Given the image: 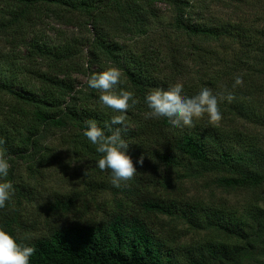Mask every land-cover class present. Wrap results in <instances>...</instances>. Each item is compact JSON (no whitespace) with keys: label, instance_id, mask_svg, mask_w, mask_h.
Here are the masks:
<instances>
[{"label":"trees","instance_id":"16d2710c","mask_svg":"<svg viewBox=\"0 0 264 264\" xmlns=\"http://www.w3.org/2000/svg\"><path fill=\"white\" fill-rule=\"evenodd\" d=\"M191 1L0 0V152L11 165L5 179L16 206L32 190L18 181V164L34 177L35 164L59 163L48 140L64 138L80 163L73 169L76 191L50 203L55 220L43 234H23L11 202L0 210V227L35 247L31 264H264V28L208 22L199 17L202 6L188 11ZM154 3L173 10L176 40L140 42L157 16ZM45 19L82 29L92 23L87 63L95 70L79 56L74 62L73 41L51 45L37 35ZM130 35L132 45L119 42ZM111 66L122 73L114 90L132 91L138 101L112 127L122 129L134 161L144 156L119 188L111 170L96 166L100 154L83 133L88 121L103 127L121 113L102 105L88 82L85 91L75 83V74L89 81ZM235 75L244 84L231 103L219 105L215 124L204 117L173 128L148 115L144 97L153 89L178 83L191 96L202 86L231 88ZM95 211L98 217L90 216Z\"/></svg>","mask_w":264,"mask_h":264},{"label":"clouds","instance_id":"9594fccd","mask_svg":"<svg viewBox=\"0 0 264 264\" xmlns=\"http://www.w3.org/2000/svg\"><path fill=\"white\" fill-rule=\"evenodd\" d=\"M121 77V70L116 66L91 75L88 87L99 90L100 103L121 114L112 116L110 124L105 122L103 127L95 120H90L83 133L100 154L96 166L102 171L111 170V183L116 188L121 186L122 181L131 179L137 172V167L144 163L143 155L133 160L129 142L122 137V129L112 127L122 125L125 119L123 112L138 103L134 92L123 87H120L119 91L114 90L123 84ZM243 84V78L235 75L231 88L223 87L219 91H213L207 86H202L197 94L189 96L177 83L170 85L166 90L157 88L146 93L144 104L151 118L165 119L173 128H191L194 121L204 117H207L210 124H215L222 118L219 105L225 101L231 103L235 99V89ZM10 167L9 160L0 152V207H4L14 195L12 182L5 179L9 176ZM35 252V247L21 245L18 237L0 227V264H31Z\"/></svg>","mask_w":264,"mask_h":264},{"label":"rangeland","instance_id":"374dc122","mask_svg":"<svg viewBox=\"0 0 264 264\" xmlns=\"http://www.w3.org/2000/svg\"><path fill=\"white\" fill-rule=\"evenodd\" d=\"M148 3L149 2L144 3L147 8ZM191 5L193 7L188 9V11L191 12L193 8L197 9L199 6H202L199 17L201 15L208 22H213L215 24L219 22L225 23L228 20L235 23L257 22L260 28H264V0H221L218 3H210L209 0H193L191 1ZM152 7L156 10L157 16L150 21L148 33L144 35L140 42L145 41V44L149 42L157 44L159 42L160 44L164 36H170L173 40H176L177 36L171 27L174 21L173 10L169 6L160 3H154ZM35 30L37 35L42 36L43 39L47 40L51 45H64L73 41L78 49V51H76L78 54L74 62H78L79 58L83 59L85 69L91 68L95 70L94 65L91 66L87 63L89 41L93 37V25L91 22L88 25L84 22V27L82 29L69 27L57 20L45 19ZM127 39H121L123 41L120 40L119 42L123 45H132L134 37L130 35L127 36ZM190 65L191 71L195 72L197 70L195 65ZM87 82V76L75 74L77 89L85 91ZM260 135V139L264 141V130L260 132ZM45 144L51 149L56 150L55 155L60 158L59 163L45 169H41L35 164L32 168V170L36 172L34 177L27 172L26 163L18 164V171L16 172L18 181H25L32 187V190L29 193V198H23L19 206L15 204L16 198L14 195L9 201L12 203L10 209L17 212L22 224H25V227L21 228V232L31 237L43 234L48 230V224L54 222L55 219L48 215L47 208L55 197L62 193L74 192L78 187V183L75 181L76 179L73 178V169H76L80 163L76 162L68 152L64 144V138L57 136L48 140ZM218 194H220V192H218ZM98 199L102 200V196L98 197ZM2 208L3 207H0V210ZM97 214V211H95L90 216L98 217ZM69 222L75 223L74 220Z\"/></svg>","mask_w":264,"mask_h":264}]
</instances>
